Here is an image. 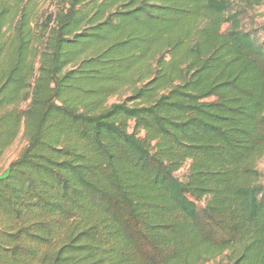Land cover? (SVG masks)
Listing matches in <instances>:
<instances>
[{"label": "trees", "instance_id": "16d2710c", "mask_svg": "<svg viewBox=\"0 0 264 264\" xmlns=\"http://www.w3.org/2000/svg\"><path fill=\"white\" fill-rule=\"evenodd\" d=\"M37 1L0 0V264H264V0Z\"/></svg>", "mask_w": 264, "mask_h": 264}, {"label": "rangeland", "instance_id": "374dc122", "mask_svg": "<svg viewBox=\"0 0 264 264\" xmlns=\"http://www.w3.org/2000/svg\"><path fill=\"white\" fill-rule=\"evenodd\" d=\"M61 4V0H38L34 5L32 16L34 20L41 23L50 13H55ZM247 10L249 15L248 21L253 22V24H256L257 26L264 25V1L261 5L255 6L251 9L247 8ZM117 100L118 98H114L110 102H116ZM24 145L25 142L21 138H18L9 151L6 152L0 163V174H3L8 165L18 156ZM258 170L264 180V158L258 163ZM186 172L187 167L185 166L179 171L177 176L183 178L186 175Z\"/></svg>", "mask_w": 264, "mask_h": 264}, {"label": "water", "instance_id": "95a60500", "mask_svg": "<svg viewBox=\"0 0 264 264\" xmlns=\"http://www.w3.org/2000/svg\"><path fill=\"white\" fill-rule=\"evenodd\" d=\"M8 176V171L4 174H0V181L6 179Z\"/></svg>", "mask_w": 264, "mask_h": 264}]
</instances>
